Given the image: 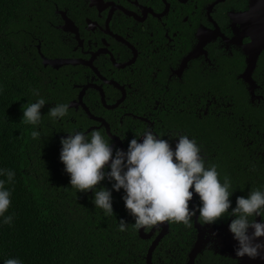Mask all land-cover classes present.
Here are the masks:
<instances>
[{"label":"flooded vegetation","instance_id":"af4514ba","mask_svg":"<svg viewBox=\"0 0 264 264\" xmlns=\"http://www.w3.org/2000/svg\"><path fill=\"white\" fill-rule=\"evenodd\" d=\"M53 2L49 27L43 23L28 35L40 63L58 71L56 81L71 84L68 115L53 129L57 137L100 130L113 149L126 151L131 139L149 130L174 148L170 137L179 133L196 140L208 167L219 162L217 149L227 129L222 123L236 117L237 101L246 98L243 86L248 100L264 105V67L259 65L264 51L252 73L254 99L241 76L251 41L241 15L250 0H63V7ZM45 59L76 63L55 68ZM152 231L153 242L166 230L163 224L146 233ZM211 245L197 257L206 249L216 255ZM226 257L212 264H236Z\"/></svg>","mask_w":264,"mask_h":264},{"label":"trees","instance_id":"16d2710c","mask_svg":"<svg viewBox=\"0 0 264 264\" xmlns=\"http://www.w3.org/2000/svg\"><path fill=\"white\" fill-rule=\"evenodd\" d=\"M53 1L0 0V168L15 173L12 183H5L11 191L5 215H12L13 221L0 224V264L9 258H19L22 264H147L152 239L141 238L132 227L123 189L112 190L114 181L96 187L112 190L114 214L106 216L95 208L93 191L77 192L71 187L60 161L61 138L53 132L58 119L51 118L48 111L56 104H66L71 84L61 78L56 81L58 71L40 63L28 35L43 23L49 27ZM56 1L63 7L65 0ZM259 63L263 68L264 59ZM242 94L246 98L237 101L236 117L222 123L227 128L226 139L217 149L220 178L230 177L235 190L230 197L232 207L238 196L247 197L250 190L264 188V105L248 100L244 86ZM38 98L46 101L40 123H23V109ZM33 130L40 132L35 140ZM189 207H193L192 200ZM121 219L129 223L124 232L118 230ZM196 233L194 222L190 227L170 224L153 253L152 264H186ZM222 258L206 249L196 259L197 264H212Z\"/></svg>","mask_w":264,"mask_h":264},{"label":"clouds","instance_id":"9594fccd","mask_svg":"<svg viewBox=\"0 0 264 264\" xmlns=\"http://www.w3.org/2000/svg\"><path fill=\"white\" fill-rule=\"evenodd\" d=\"M33 94L40 96L38 90ZM45 104V99L38 98L24 108L23 123L37 126ZM68 110V104H56L48 115L62 119ZM31 136L35 140L40 132L33 130ZM141 137L142 141L138 142ZM141 137L131 139L126 151L113 149L100 130L90 133L81 130L62 137L59 158L70 176L71 187L77 192L93 191L95 208L102 209L106 216L114 214L112 190L123 189L122 199L135 230H148L164 223L190 227L195 222L211 226L221 218L234 217L228 229L237 241L236 257L264 258V240H259L264 237V188L250 190L247 197L238 196L232 207L230 197L235 190L230 177L225 175L221 180L216 165L205 166L195 139L173 133L170 137L175 140L173 148L169 140L150 130ZM0 177H6L0 179V224L11 225L13 216L5 215L10 207L11 191L5 188V183H12L15 173L0 168ZM106 178L114 181L112 190L95 187ZM194 194L198 195L199 204L190 209ZM128 224L121 219L118 230L126 231ZM3 264H22V261L9 258Z\"/></svg>","mask_w":264,"mask_h":264},{"label":"water","instance_id":"95a60500","mask_svg":"<svg viewBox=\"0 0 264 264\" xmlns=\"http://www.w3.org/2000/svg\"><path fill=\"white\" fill-rule=\"evenodd\" d=\"M241 18L244 20L243 26L246 34L251 37L250 43L245 46V52L248 55L247 67L241 76L246 80L245 82L248 83L249 91L254 99L256 82L252 78V73L257 66L260 53L264 51V0H250L249 9L241 15ZM44 63L59 68L63 64H75L76 61L72 59H45ZM196 195L197 194H194L193 196V203ZM256 219L257 221L260 220L259 217ZM230 222L211 226H200L199 223H196V228L199 230L198 237L189 253L187 264H196L197 255L208 247L209 242H212L210 247H212L217 254L236 260V264H264V258L262 257H257L256 259H249L247 256L243 258L236 257L235 249L237 247V241L233 239V235L229 232L228 225ZM168 227L169 224L164 223L166 231L160 233L150 245L147 254V264H152L153 253L165 233L168 231ZM251 231L252 230L249 229V234ZM153 233V231L146 233V230L143 228L139 230V235L143 239L151 238ZM207 233H210L213 237H208L206 235ZM259 240H264V237L259 238ZM262 256H264V254H262Z\"/></svg>","mask_w":264,"mask_h":264}]
</instances>
